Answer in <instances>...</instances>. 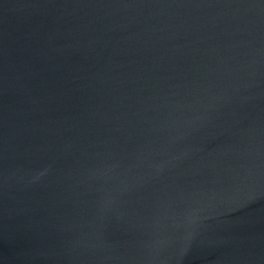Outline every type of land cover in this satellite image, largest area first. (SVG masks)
Wrapping results in <instances>:
<instances>
[{
  "label": "water",
  "instance_id": "95a60500",
  "mask_svg": "<svg viewBox=\"0 0 264 264\" xmlns=\"http://www.w3.org/2000/svg\"><path fill=\"white\" fill-rule=\"evenodd\" d=\"M0 264H264V0H0Z\"/></svg>",
  "mask_w": 264,
  "mask_h": 264
}]
</instances>
